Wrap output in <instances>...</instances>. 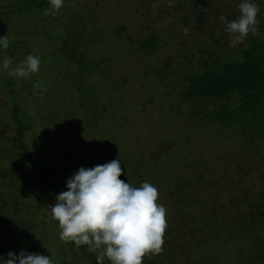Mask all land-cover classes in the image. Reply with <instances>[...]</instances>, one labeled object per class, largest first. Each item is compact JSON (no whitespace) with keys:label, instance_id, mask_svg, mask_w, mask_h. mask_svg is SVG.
I'll return each instance as SVG.
<instances>
[{"label":"rangeland","instance_id":"374dc122","mask_svg":"<svg viewBox=\"0 0 264 264\" xmlns=\"http://www.w3.org/2000/svg\"><path fill=\"white\" fill-rule=\"evenodd\" d=\"M10 1L15 2L11 9L19 8L18 0H0V12L6 11ZM239 2L240 0H211L210 10L206 11V22L203 21L200 25H192L193 11L199 8L192 0H63L54 13L50 11L48 14H38L33 9L19 16L14 12L3 22V32L11 40L10 44L17 42L14 47L16 59H19L18 54L24 52L40 57L38 71L22 77L24 81L19 83V88L22 84L31 93L20 91L21 94L16 98L22 102L21 111L28 115L25 122L28 130L24 133L22 143L32 155H39L56 163L53 168L55 180L51 184H61L64 187L65 179L73 173L69 170L73 168H91L114 158L124 168L121 158L135 161L142 157L146 161L142 165L145 167L148 163L145 172L150 173L154 179L150 175L147 180H136L128 176H124L123 180H127L132 186L148 181L156 187V202L165 209L166 225H175L173 230L169 228V238H175L176 245L173 246L175 251L170 254L168 264H180L181 259L186 264H206L210 260L209 264H239L236 257H226L229 252H237L239 244L227 247V243H220L218 226L209 231L203 225L199 230L196 223H203L198 221L200 217L220 219V215L215 216V211L219 213L221 206L222 211L231 209L229 220L237 224L244 208L235 206L237 203L229 206V202L234 195L246 188L251 189H246L249 194L259 195L258 200L264 204V146L259 142L245 144L235 129H220L212 122L190 119V107L181 104L180 99V93L187 87L189 77L201 68L203 60L207 58L204 52L213 51L212 56L223 63L239 58L240 51L247 47L252 33L242 41L230 44L229 35L223 31V24L219 20L221 14L227 20L234 19L238 15ZM255 2L259 5L258 20L264 16V0ZM261 22L264 24V19ZM120 26H125V30L119 33ZM29 27L37 31L36 37L29 35ZM67 27L69 30H80V44L72 36L68 43L70 46L77 44L75 52L83 50L85 57L92 62L109 58L108 62L100 64L87 77V82L96 92V104L99 108L98 117L96 116L98 128L91 130L97 132L94 134L78 130V112L75 106L78 102L74 97L68 96V93L65 94L71 82H79L75 66L61 58L65 53L61 50V40L56 42L60 33L64 32L62 29ZM207 29L215 33L211 40L208 39L209 34L205 39L200 35V31L206 32ZM259 29L260 27L257 28ZM44 33L49 38L45 39ZM151 34L157 35L156 50L152 54L144 53L139 47ZM90 36L92 42L88 39ZM20 40L31 45L27 48L26 43L18 44ZM50 52H57L59 55L54 58ZM5 56L10 57L9 46L0 49V60ZM10 64L11 68L18 66L20 62L13 59ZM58 66L62 68L57 72L60 77L56 81L63 87L62 90L60 88L52 92L53 82L49 72L52 73ZM2 69L0 67V76ZM44 80H48V83ZM3 87L0 81V158L4 155L11 163L19 161V177L23 180L17 184L16 190L19 192L25 188L40 195L37 205L42 211L35 213L33 195L14 196L20 204L18 211L13 213L12 209L4 207L0 216L7 210L4 217H9L12 213L15 215H12V220L15 218V221L21 222L24 216L30 219L35 213L37 218L33 219L35 223L31 234L33 241L22 238L19 230L14 229V223L1 222L0 257L6 258V253L10 250L16 253L23 249L29 253L49 255L54 264H58L64 257L67 258V264H89L82 254L69 252L66 242L58 239L59 229L49 211V206L54 203L46 201L44 189L31 179L28 168L22 166V150L15 142L18 137L12 108V101L15 99L14 95L4 92ZM28 98L37 99L35 106L28 102L33 99ZM44 98L51 104L52 99L59 102L65 98L68 104L66 107V103L64 107L58 106L62 113L57 117L60 121L64 120L63 127L52 126L49 129L46 125L41 133L35 117L37 109L42 108L40 102ZM204 106L209 111L216 108L210 102ZM70 109L73 112L68 113ZM44 120L46 121L45 117ZM110 148L113 152L107 154L106 151H111ZM154 153L155 157L152 155ZM145 156L150 159L147 160ZM168 166L169 171L163 170L161 176L156 174L160 168ZM251 168L254 171L250 172ZM153 170L156 172L153 173ZM126 173L129 174L127 171ZM3 175L0 170V176ZM215 193L222 195L221 199L216 200ZM0 201L3 205L7 200L1 198ZM211 205L216 208L211 209L214 215L206 207ZM223 220L227 221L225 218ZM47 222L53 225L47 226ZM237 236L238 230L231 233V238L237 239ZM254 236L264 239V229L261 228ZM168 243L169 241L163 240L161 251H164V246ZM157 255L148 254L143 259L147 262L149 258L150 263L164 264ZM251 262L253 264L252 260ZM105 264L108 262L105 261Z\"/></svg>","mask_w":264,"mask_h":264},{"label":"trees","instance_id":"16d2710c","mask_svg":"<svg viewBox=\"0 0 264 264\" xmlns=\"http://www.w3.org/2000/svg\"><path fill=\"white\" fill-rule=\"evenodd\" d=\"M18 1L20 5L17 4V6H19L17 10L11 9V6L14 5L15 2L10 1L8 2V5L6 7V11L3 13L0 12V36L5 35V32H3V26H5L3 22L7 21L9 18L8 16L13 14L14 12L18 13V15L20 16V14L22 13H29L33 9H36L35 13L40 14L41 12H44V10L48 6H50L49 0ZM192 1L195 6L199 7L196 11H193L194 21L192 25H200L201 22L206 20V11L210 10L211 0ZM261 19H264V16L258 18L256 29L258 27H260V29L257 30L255 34L251 35L247 47L240 51L239 58L229 59L223 63H219L218 58L212 56L213 51L207 53L204 52L207 58L203 60L201 68L189 77L187 87L180 93V99L182 102L181 104H187L190 107V119H194V121L199 122H212L214 125H217L220 129H235L239 133L245 144L252 145L254 142H259L264 146V24L261 22ZM62 30L64 32H61L56 39V42L61 40V50L62 52L65 51L64 55L61 58L62 60L66 59L68 64H72L75 66L79 80V82L77 83L71 82L68 88L70 91L67 89V91H65V94L68 93V96L74 97V99L78 102V104L75 105L77 107L78 112V130L80 132H82L81 130H83L85 132H92L94 134L97 132L91 130L94 127L98 128L96 116L98 117L97 114L99 112V108L96 104V92L90 87L89 83L87 82V77L91 75L93 69L98 68L100 64L108 62L109 58L101 59L99 62H92V60H88V58L85 57L83 50L75 52V50H77L75 49L77 47L76 45L80 44V42L82 41V37L79 35L80 30L77 28H71L69 30L68 27L65 28V30ZM124 30L125 26L118 27L119 33L120 31ZM210 30L211 29H207L206 32L205 30L200 31V35L203 37V39H205V36H209V40L213 38L212 36H214L215 33L211 32ZM28 32L30 33V36L32 35L36 37V30L30 29L28 30ZM44 34L45 39L46 37L49 38L46 33ZM71 36L72 38L76 39V45L70 46L68 44L71 39ZM7 39L8 46L10 47L11 60L15 59L19 62L23 61V59L27 55L26 52H24L23 54H18L17 56L19 59H16L15 55L17 54V52L15 51L14 47L17 42L10 44L11 40L8 37ZM88 39L90 42H92L91 36ZM156 40V34L149 35L146 39L143 40L142 45L139 47L140 50L144 53L152 54L156 50ZM20 43H26L27 48L29 45H31L25 40H20L18 44ZM50 53L51 56L54 58L55 56L59 55V53L57 54V52ZM11 65L12 64H10L8 68L2 69L0 81L4 85V92L14 95L13 99L15 100L12 101L13 117L14 121L16 122V129L18 130V137L15 139V142L17 143L18 148L22 150L23 157L21 162L24 161L22 163V166L28 168L31 179L39 183V186L44 189V193H46V201L55 203V195L60 191H63L65 187L61 184H51L55 180L56 173L53 172V168L55 167L56 163L54 161L47 160L39 155H32L28 151L26 145L22 143L24 133L28 130V126L25 123L26 119H28V115L21 111L22 102L17 101L16 98L18 94H21L20 91H22V93H29L30 90L22 84H20L19 88V83H22L24 80L22 79V76H17L14 73L10 74L9 70L11 68L16 67L12 66L10 68ZM61 68V66H58L55 70H53L52 73L49 72L53 82L52 92H54L55 90H60V88L62 90V84L60 85V83L58 84V82L56 81V78L60 77L57 75V72L60 71ZM30 74L32 75L33 73ZM44 81H46V84L48 83V80ZM55 84H58V86H56ZM29 94L31 95V93ZM34 95L35 94L33 93V96ZM46 96L48 97V93H46ZM28 99H33L31 101L28 100V102H31L35 106L37 99ZM51 102L52 104L50 103V101L44 98V100L40 102L42 107L40 108L41 111L37 109V115L35 117V120L37 119V124L41 133L43 129L46 128V125L49 129L52 126H58V128L63 127L62 122L64 120L60 121L57 117L59 114L62 113L61 111H59L58 108L60 107L58 106L64 107V103H66V107L68 101L66 102L64 98L61 99V101L59 102L52 99ZM209 102L215 105L216 108L214 110L209 111L205 108L204 105ZM70 111L73 112L71 109L67 112L69 113ZM44 117L46 118V121L44 120ZM96 145L101 146L99 143H96ZM112 152L113 150L106 151L107 154H112ZM164 154L165 152L163 153V155ZM152 155L153 157H155V153ZM163 155H161L160 157L162 162L164 160ZM146 158L147 160L150 159L148 157ZM1 159L2 163L0 164V170L4 173V175L0 176V200L1 198H3V200L7 201L4 202L3 205L1 204L2 201H0V212L4 210V207H6L7 210L12 209L13 213L18 211V205L20 204L17 200H15L14 196L20 194L33 195V207L35 208L34 211L35 213H40L42 209L39 207V205H37V201L41 198L40 195H36L32 191L25 190V188H23L19 192H17L16 190L17 184L19 182H22L23 180L21 176L19 177V161H14L11 163L8 158L4 155L1 156L0 160ZM121 159L124 163V168H122L121 177H119V179H123L124 176H128L134 177V179L136 180H147L150 177L151 174L145 172L148 163H146L144 167L142 163L146 161H143L144 159L142 157L136 159L135 161H131V159ZM75 169L76 168H73L69 171L74 172ZM163 170L169 171L170 166L166 168L162 167L159 169L158 172L153 170V173L156 172L158 176H161ZM126 171L129 172L128 175ZM252 171H254L253 168L250 169V172ZM150 172L152 173V171ZM152 178L154 179V177L151 175V179ZM161 181L162 179H160V183ZM133 186H139V184L135 183ZM246 189L239 192L238 195H234V198L231 199L232 201L229 202V206H234V204L237 203V205L235 206H241L242 208H244V212L241 215L242 217H240L237 224H234L229 220L228 215L232 213L231 209L226 208V210L222 211L220 206L219 213H217V210L215 211V216L218 217L220 215V219H212V216H208V218L200 217V219L198 218L199 220H197L203 223H196V228L201 230V226L204 225V227L208 228L209 231H212L218 226L219 229H217V232L218 237L221 240V244L225 242L227 243V247H232V244L240 245H238L239 249L237 252H229L230 254L228 253L229 255H226V257H229L230 255L236 257L238 259L237 261L239 262V264L240 262L242 264H252L251 260L253 261V264L254 262L256 264H264V239H259L254 236L255 234H257L258 231L261 230V228L264 229V204L261 203L262 201L258 200L259 195H251L246 191ZM246 193H248L249 195H246ZM221 197L222 195H219V193H215L214 195V198L216 200L221 199ZM217 202L220 203V201ZM212 205L211 207H206L210 211L212 208L215 210V206ZM7 210L5 213H1L0 223L4 221L5 223H14V229L19 230V235H21L22 238L29 241H33L31 239V234L33 231L32 227H34L35 223L33 219L37 218L35 216V213H33L30 219L26 218L28 216H24L25 218L21 222H19V220L15 221V218L12 220V215H14L12 213L9 217H4L3 215L7 214ZM211 215H214L213 211H211ZM248 217H250V219H248ZM224 218L227 221L224 222ZM5 223L3 224L5 225ZM46 225L52 226L53 224L51 222H47ZM174 226L175 225H172L171 223H168V225L165 226L162 238L163 240L165 239V241H169V243L164 246L166 247L164 251H160L159 253H157L158 255L156 256L160 260H162L164 264H168L167 262L169 257L171 256L170 254L174 253L175 251L173 246L176 245L174 244L176 242V239L172 236L169 238L168 235L170 233L169 228L173 230ZM237 230L239 233V236L235 237L237 239L231 238V233L236 232ZM232 239H234L233 243H231ZM182 241L183 243H185L184 240ZM66 244L68 245L69 252L82 254L83 257L90 262L89 264H96L95 253L87 251L86 246L81 245L77 247L72 242H66ZM212 253L215 252L212 251ZM184 258L186 257L184 256ZM163 259H165V261H163ZM181 260L179 261L180 264H186V262ZM211 261L212 260L206 262V264H209ZM66 262L67 258L64 257V259L58 264H67ZM157 263L158 262L150 263L149 258L147 259V262L144 261V259L142 260V264Z\"/></svg>","mask_w":264,"mask_h":264},{"label":"clouds","instance_id":"9594fccd","mask_svg":"<svg viewBox=\"0 0 264 264\" xmlns=\"http://www.w3.org/2000/svg\"><path fill=\"white\" fill-rule=\"evenodd\" d=\"M45 14L55 12L63 0H49ZM259 5L255 0H240L238 15L227 20L219 16L229 43L242 41L249 33L255 34ZM8 47V39L0 36V49ZM11 58L0 60V67L8 68ZM40 57L27 54L10 74L27 77L39 69ZM121 163L114 158L91 168L78 167L65 179V189L55 195L49 206L50 217L57 223L58 239L86 246L95 253L96 264H142L148 254L162 250L166 226L165 209L156 202L158 192L148 181L132 186L119 179ZM0 264H54L49 255L11 250Z\"/></svg>","mask_w":264,"mask_h":264}]
</instances>
